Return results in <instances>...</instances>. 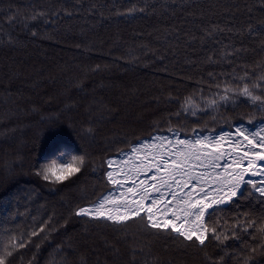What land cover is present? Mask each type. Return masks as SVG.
Here are the masks:
<instances>
[{"label": "trees", "instance_id": "trees-1", "mask_svg": "<svg viewBox=\"0 0 264 264\" xmlns=\"http://www.w3.org/2000/svg\"><path fill=\"white\" fill-rule=\"evenodd\" d=\"M244 70L264 74V0H0V242L44 228L9 264H264V198L249 187L209 213L230 238L205 247L73 214L140 137L264 120L243 97L206 105ZM73 155L86 162L68 181L36 175Z\"/></svg>", "mask_w": 264, "mask_h": 264}, {"label": "snow or ice", "instance_id": "snow-or-ice-1", "mask_svg": "<svg viewBox=\"0 0 264 264\" xmlns=\"http://www.w3.org/2000/svg\"><path fill=\"white\" fill-rule=\"evenodd\" d=\"M251 75L255 79H249L248 71L244 70L239 79L248 82L239 87L226 83L223 94L217 93L216 98L206 101L207 107L215 110L220 103L239 96L264 110V74ZM257 89L260 94H255ZM198 110L203 111L191 97L187 98L182 113L195 117ZM86 131L92 134L93 129ZM168 132L169 136H158L131 148L121 167L113 168L114 159L109 158L106 178L117 191L102 195L88 206L77 207L73 214L120 227L139 222L152 234L169 237L174 234L182 242L199 247L206 246L209 236L221 243L229 239L218 232L215 224L210 225L207 217L216 206L238 197L245 186L264 198V164L258 166V162H264V123L256 129L237 126L233 133L192 139L181 138L179 130L171 127ZM142 149L149 151L141 158L136 154ZM58 156L63 158L65 153L58 152ZM85 162L84 155H73L63 163L41 165L36 175L45 182L61 184L79 173ZM260 231L264 232V223ZM40 232H44L43 227L29 233L27 238L18 240L11 236L9 244L0 242V264H9V258L27 247L31 237ZM232 236H236L235 231Z\"/></svg>", "mask_w": 264, "mask_h": 264}, {"label": "rangeland", "instance_id": "rangeland-1", "mask_svg": "<svg viewBox=\"0 0 264 264\" xmlns=\"http://www.w3.org/2000/svg\"><path fill=\"white\" fill-rule=\"evenodd\" d=\"M237 123V122H236ZM236 123H234L233 125H231V127H221V128H219V129H216V130H210V131H201V132H199V131H195V132H193V133H183V132H181V131H179L180 132V134H181V136H184V137H187V136H191V137H195L196 135H205V134H208V133H215V132H219V131H224V129H226L225 131H230V130H235V128L237 127V126H239V125H245V126H248V127H256V126H258V124L260 123H264V121H262V122H254V123H246V122H242V123H239V124H237V125H235ZM156 134H170L168 131H161V132H155V133H153V134H149V135H147V136H144V137H140V138H138L136 141H134L133 143H131V145L127 148V149H124V150H121L120 152H118L117 154H115V156H113L112 157V155L111 156H109V157H107V159H106V161L109 159V158H113L114 160H115V162L116 161H119V160H121L124 156H125V154L126 153H128L129 152V150H131V148H133L137 143H139L140 141H142V140H145V139H148V138H151L152 136H154V135H156ZM117 164L118 163H115V164H113V168H117ZM109 169H107V171H108ZM106 171V172H107ZM252 179H256V178H254V177H252ZM247 187H249L250 188V186H245L243 189H242V192H241V194L244 192V190L247 188ZM115 188V186H113L112 184H110V182H109V187L101 194V195H99L98 196V198L99 197H101L104 193L105 194H107V193H109V192H111L113 189ZM251 189V188H250ZM252 190V189H251ZM253 192H254V190H253ZM255 193V192H254ZM240 194V195H241ZM239 195V196H240ZM238 196V197H239ZM97 198V199H98ZM237 198V197H236ZM236 198H234L233 200H235ZM96 199V200H97ZM232 200V201H233ZM232 201H230V202H227V203H225V204H222V205H219V206H216V207H226V206H228ZM89 204V203H88ZM87 205V204H86ZM88 206V205H87ZM81 207H85V206H81ZM215 207V208H216ZM214 208V209H215ZM214 209H212V210H214ZM212 210H210V212H212Z\"/></svg>", "mask_w": 264, "mask_h": 264}, {"label": "bare ground", "instance_id": "bare-ground-1", "mask_svg": "<svg viewBox=\"0 0 264 264\" xmlns=\"http://www.w3.org/2000/svg\"><path fill=\"white\" fill-rule=\"evenodd\" d=\"M239 126H243L244 128H248V129H256V128H258L259 126H260V124H258V126H256V127H248V126H245V125H239ZM226 129H224V131L222 130V131H219V132H215V133H208V134H205V135H196L195 137H198V136H206V135H210V136H216V135H219L220 133H225V132H227V133H233L234 132V130H230V131H225ZM170 134H156V135H154V136H152L151 138H148V139H145V140H142V141H140L139 143H137L134 147H136V146H138V145H140V144H142V143H147V142H149V141H153L154 140V138H156V137H158V136H169ZM181 138H188V139H192V138H194V137H191V136H187V137H184V136H181ZM157 147H159V144H158V142H157ZM147 151H149V149H142L141 150V152L140 153H137L136 155L138 156V157H143V155H144V153L145 152H147ZM128 153H130V150H129V152ZM126 157L124 156L121 160H119V161H116L115 162V160H114V164L115 163H118L117 164V168L118 167H121L122 165H121V161L122 160H124ZM129 163H131V161H129ZM260 164H264V162H258V166L260 165ZM116 168V167H115ZM149 176L151 175V174H148ZM145 177L144 176H141V179H144ZM254 178H256V179H260V177H254ZM122 190V189H121ZM117 191V189H116V187L111 191V192H116Z\"/></svg>", "mask_w": 264, "mask_h": 264}, {"label": "water", "instance_id": "water-1", "mask_svg": "<svg viewBox=\"0 0 264 264\" xmlns=\"http://www.w3.org/2000/svg\"><path fill=\"white\" fill-rule=\"evenodd\" d=\"M239 123H240V122H239ZM239 123H236L235 125H237V124H239ZM104 194H105V193H104ZM104 194H103V195H104ZM91 204H92V203H91ZM88 205H90V204H88Z\"/></svg>", "mask_w": 264, "mask_h": 264}]
</instances>
